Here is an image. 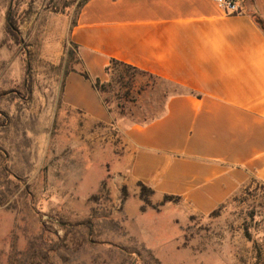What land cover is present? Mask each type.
<instances>
[{
  "label": "crops",
  "instance_id": "crops-1",
  "mask_svg": "<svg viewBox=\"0 0 264 264\" xmlns=\"http://www.w3.org/2000/svg\"><path fill=\"white\" fill-rule=\"evenodd\" d=\"M234 1L236 13L214 0H88L82 6L64 43L77 48L80 66L59 74L62 93L51 111L60 115L67 143L77 151L83 197L106 181L116 197L123 187L135 196L143 183L155 192L153 204L166 195L180 197L188 214L206 216L251 182L264 185V32L252 18L256 13L264 19V0ZM61 59L47 57L51 64ZM112 60L195 95L169 98L163 116L145 125L115 123L121 133L116 136L99 93L81 75L104 81ZM94 168L98 180L87 191ZM131 196L122 203L127 217ZM141 207L135 223L144 243L160 255L180 234L159 242L145 215L156 210ZM175 223L180 229L177 218Z\"/></svg>",
  "mask_w": 264,
  "mask_h": 264
},
{
  "label": "rangeland",
  "instance_id": "rangeland-1",
  "mask_svg": "<svg viewBox=\"0 0 264 264\" xmlns=\"http://www.w3.org/2000/svg\"><path fill=\"white\" fill-rule=\"evenodd\" d=\"M83 2L0 0V264H264V185L257 181L214 214L190 215L181 203L149 210L159 242L180 234L160 255L135 223L142 215L138 188L135 196L128 192L129 217L123 188L116 197L106 181L97 193L81 195L77 151L51 109L62 93L59 74L80 66L74 47L64 43ZM52 55L61 63L51 64ZM145 81L136 76L122 111L114 93L105 95L114 124H143L163 110L165 86L138 94ZM98 173L89 172L87 191Z\"/></svg>",
  "mask_w": 264,
  "mask_h": 264
},
{
  "label": "trees",
  "instance_id": "trees-1",
  "mask_svg": "<svg viewBox=\"0 0 264 264\" xmlns=\"http://www.w3.org/2000/svg\"><path fill=\"white\" fill-rule=\"evenodd\" d=\"M88 0H84V2L81 4L80 9L82 6L87 2ZM246 1V0H244ZM79 9V10H80ZM252 18L254 19L255 23L260 27V29L264 32V19H262L258 14L254 13L252 14ZM75 23L72 24V26ZM75 52L77 53V48L71 44ZM79 62V59H78ZM71 70H66L65 74H68ZM106 74L109 77V80L107 82H103L100 79H91V77L87 74V72L82 71L81 75L88 81H90L93 85V88L99 93L103 104L105 107L109 110L110 112V106L112 104V99L105 97V95L114 93L113 95L116 98L117 101V106L121 111L124 109V105L122 101L125 99V97H129L132 94V89L135 88V78L136 76H142L143 78H146L145 83L139 88L138 94H140L143 91H147L148 89H155L157 88L158 84L157 83H162V86H165V89L162 93V97L164 99V108L160 112V114L150 121H146L143 124L139 125H145L147 123H150L161 116L165 113L166 109V103L169 98L176 96V95H182V94H190V95H195V92L191 89H188L184 86H181L175 82L163 79L157 75H154L150 72L141 70L137 67H134L132 65L117 61V60H112L109 66L106 68ZM120 88V90L117 88ZM126 90V93H123L122 90ZM123 94H122V93ZM104 185V184H103ZM104 187V186H103ZM137 188L139 189L138 192V197L142 201L143 205L141 209L144 211L148 207H151L157 211L160 210V207L164 206L167 203H172V204H178L180 203V197H175V196H164L163 201L159 205H155L152 202V197L155 194L153 189L150 187L146 186L143 183H138ZM128 196V190L126 187H123V199L122 203L124 200H126ZM219 209V208H218ZM217 211V209L215 210ZM215 211H213L211 214H214Z\"/></svg>",
  "mask_w": 264,
  "mask_h": 264
},
{
  "label": "built area",
  "instance_id": "built-area-1",
  "mask_svg": "<svg viewBox=\"0 0 264 264\" xmlns=\"http://www.w3.org/2000/svg\"><path fill=\"white\" fill-rule=\"evenodd\" d=\"M226 9L228 13L239 12V7L234 0H214Z\"/></svg>",
  "mask_w": 264,
  "mask_h": 264
}]
</instances>
